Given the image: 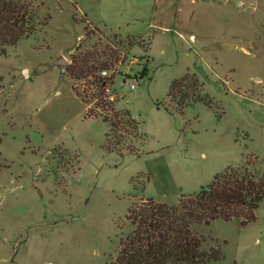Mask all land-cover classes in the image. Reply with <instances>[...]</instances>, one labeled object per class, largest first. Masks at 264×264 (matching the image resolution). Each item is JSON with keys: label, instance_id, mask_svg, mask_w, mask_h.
<instances>
[{"label": "rangeland", "instance_id": "rangeland-1", "mask_svg": "<svg viewBox=\"0 0 264 264\" xmlns=\"http://www.w3.org/2000/svg\"><path fill=\"white\" fill-rule=\"evenodd\" d=\"M33 2L48 23L0 46V264H108L131 204H174L228 166L264 172V0ZM80 42L121 51L107 93L142 139L128 127L109 139L122 134L134 152L106 149L108 124L85 116L103 113L97 86L54 65ZM184 75L207 103L171 102ZM255 216L193 227L221 248L212 264H264V198Z\"/></svg>", "mask_w": 264, "mask_h": 264}, {"label": "trees", "instance_id": "trees-1", "mask_svg": "<svg viewBox=\"0 0 264 264\" xmlns=\"http://www.w3.org/2000/svg\"><path fill=\"white\" fill-rule=\"evenodd\" d=\"M39 7L33 0H0V46H14L23 38L33 34L37 26H45L50 19L41 22ZM70 55L66 73L72 80H82L97 86V106L103 113L86 110V117L102 116L108 124L106 149L116 151L121 156L124 151L136 150L133 141L127 144L122 134L110 142V133L133 129V138L142 139L137 133L138 122L129 110L116 111L107 93L113 84V67L121 60V51L108 44H94L83 49L80 42ZM112 70L109 76L101 71ZM192 84L187 85L188 76L172 82L168 96L178 109L198 101H207L202 96L203 86L195 75ZM199 81V82H198ZM200 83V84H199ZM76 96L86 103L72 86ZM106 112L111 114L109 119ZM264 198V172L255 174L249 167L228 166L216 173L207 186L193 194H180L174 204L162 203L153 198H144L138 204H131L126 215L132 230L121 238L116 257L108 264H212L222 259L219 246L205 245V240L195 230L196 225H210L221 219H237L242 226L256 219L255 210ZM231 264H237L233 262Z\"/></svg>", "mask_w": 264, "mask_h": 264}, {"label": "water", "instance_id": "water-1", "mask_svg": "<svg viewBox=\"0 0 264 264\" xmlns=\"http://www.w3.org/2000/svg\"><path fill=\"white\" fill-rule=\"evenodd\" d=\"M68 63L69 61L63 55H60L54 61V65L58 66L63 72H66Z\"/></svg>", "mask_w": 264, "mask_h": 264}, {"label": "built area", "instance_id": "built-area-1", "mask_svg": "<svg viewBox=\"0 0 264 264\" xmlns=\"http://www.w3.org/2000/svg\"><path fill=\"white\" fill-rule=\"evenodd\" d=\"M100 73H101L102 76H107V71H101ZM130 88L131 89H135L136 88V83L135 82L131 83L130 84Z\"/></svg>", "mask_w": 264, "mask_h": 264}, {"label": "crops", "instance_id": "crops-1", "mask_svg": "<svg viewBox=\"0 0 264 264\" xmlns=\"http://www.w3.org/2000/svg\"><path fill=\"white\" fill-rule=\"evenodd\" d=\"M66 73V72H65ZM79 100H81L78 96H76ZM82 101V100H81ZM83 102V101H82ZM83 104H84V102H83ZM85 108H86V106H85ZM180 196V195H179Z\"/></svg>", "mask_w": 264, "mask_h": 264}]
</instances>
